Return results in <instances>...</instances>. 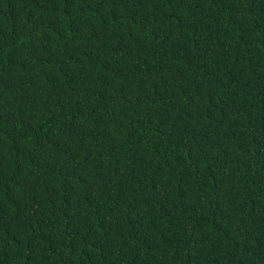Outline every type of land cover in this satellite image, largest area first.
Here are the masks:
<instances>
[{
    "label": "trees",
    "instance_id": "1",
    "mask_svg": "<svg viewBox=\"0 0 264 264\" xmlns=\"http://www.w3.org/2000/svg\"><path fill=\"white\" fill-rule=\"evenodd\" d=\"M0 264H264V0H0Z\"/></svg>",
    "mask_w": 264,
    "mask_h": 264
}]
</instances>
